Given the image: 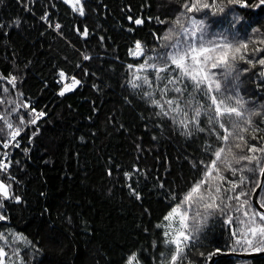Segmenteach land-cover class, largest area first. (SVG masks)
Masks as SVG:
<instances>
[{"label":"trees","instance_id":"16d2710c","mask_svg":"<svg viewBox=\"0 0 264 264\" xmlns=\"http://www.w3.org/2000/svg\"><path fill=\"white\" fill-rule=\"evenodd\" d=\"M80 2L83 15L64 0H0V155L8 153V168L0 171V180L11 185L10 198L0 197V215L7 217L0 224L31 242V249H21L24 264H125L133 253L139 264H161V253L170 257L173 246L163 243L166 228L158 225L166 224L164 216L201 178L215 150L239 143L237 134L244 135L249 146L264 145V140L251 139L257 128L255 135L264 137V66L238 61L227 80L222 79L228 94L244 102L245 119L252 112L262 113L251 117V126L240 121L247 132L226 123L234 134L224 142L217 138L224 130L215 125L213 131L204 116L198 126L193 122L187 127L173 122L172 117L180 119L182 113L157 116L160 109L150 101L160 99L159 94L145 97L129 84L133 70L128 65L144 63L129 55V49L140 41L147 55L155 56L162 51L159 37L169 29L192 31L193 19L204 21L208 40L227 35L229 42L259 41L264 39V6L248 0V8L214 15L212 8L186 12L185 0ZM177 17L181 25L174 24ZM137 19L142 23L136 24ZM256 47L264 49L249 44L250 50ZM261 55L250 52L249 58ZM61 72L67 82L72 77L80 81L64 95L59 94ZM13 76L14 84L9 83ZM144 90L153 91L146 86ZM33 108L45 113L36 124L28 123ZM187 111L190 120L194 112ZM7 122L21 133L4 148L12 131ZM233 152L252 154L234 147ZM223 155L231 160L227 151ZM223 174L229 180L240 175ZM244 175L248 181L228 195L244 192L241 200L249 199L256 208L252 194L261 173ZM258 200L264 201V187ZM226 203L231 206L227 215H241L234 210L238 202ZM196 211L200 216L189 220L188 229L193 239L178 264H207L216 250L236 247L243 252L234 244L235 225L225 223L226 214L198 206L189 214ZM197 227L200 230L194 231ZM213 264H264V254L222 256Z\"/></svg>","mask_w":264,"mask_h":264},{"label":"snow or ice","instance_id":"6c2138e0","mask_svg":"<svg viewBox=\"0 0 264 264\" xmlns=\"http://www.w3.org/2000/svg\"><path fill=\"white\" fill-rule=\"evenodd\" d=\"M65 3H72V0H65ZM80 0H75V4H79ZM264 6V0H259L256 7ZM184 7L186 12H200L204 9H214L213 14L233 12L236 7L241 9L250 7L248 0H185ZM74 11H79L81 15L84 14L83 8L73 7ZM183 15V14H182ZM239 21L240 17H235ZM164 23V21H159ZM136 24H141L142 21L137 19ZM194 29L189 31L182 28L181 32H174L169 29L162 37L163 41L162 51L156 52L155 56H148L142 43L135 42L134 49H129V55L133 57H140L144 60L142 64L128 65L129 69L133 70L132 79L129 84L133 89H141L145 97H153L154 93H158L160 99L152 98L151 104L160 109L156 113L157 116L168 117L170 113H182V118L177 119L172 117L174 123L187 127L189 123H195L197 126L200 123V117L207 118L208 123L213 126V131H216L215 125H219L220 129L224 130V135L217 133V138L221 141H228L229 136L234 133L229 132L225 126L226 123L231 122L232 127L239 128L240 132H247L248 128L240 127V121L251 126L253 121L252 116H260V112H252L247 119H245L244 102L228 94L226 85L222 83L223 80L232 74L238 61H245L246 63L255 67L256 64L264 66V49L256 47L249 49V44L259 43L264 45V39L259 41L248 40L229 42L227 35H221L216 40L206 39L207 33L203 20H192ZM174 24L181 25L179 17L174 21ZM59 27V25H57ZM258 29H253V32ZM199 33V35H197ZM86 34V32H85ZM155 51V50H153ZM254 57L255 53H262L260 57L254 59L249 58V53ZM84 59H88L87 56ZM223 69L222 72L215 70ZM248 71L247 68L244 69ZM143 73V74H141ZM264 75V73H262ZM61 81L65 79V74L60 73ZM16 77H11L9 83H15ZM159 81L160 84H156ZM80 83L75 77L71 78L70 84H65L60 91V95L71 91ZM162 85V86H161ZM179 85H183L182 87ZM145 86L153 91L144 90ZM191 87L192 91H189ZM170 93L178 95L169 97ZM167 106V109L166 107ZM24 108H29L30 105H22ZM187 109H191L194 115L190 120ZM15 111V109H13ZM35 113L28 123L36 124V122L45 115L44 112ZM233 117L236 119L233 120ZM0 119H3L0 117ZM21 123H24L23 117L20 118ZM7 128L12 131L9 133L10 139L3 143L4 148H8L13 141L20 135L21 129L14 128L13 124L7 122ZM199 131H204L199 128ZM256 131L260 129H253L251 135L252 140L261 139L255 135ZM4 129L0 128V134H3ZM236 139L239 143L232 147H218L213 153L215 159L205 165V171L199 180L195 181L193 185L184 193L180 202L172 207L171 211L164 216L163 222L158 227L166 228L163 235L166 239L163 243L166 246H173L168 250L171 256L168 257L165 253H161V264H178L182 259L185 247L193 236L189 234V220H196L200 216V212L196 211L195 215H190L189 211L194 210L197 206L203 208L206 212L219 211L226 214V210L231 206L226 201H236L238 206L235 207V212L241 215L233 216L227 215L226 224L235 225L231 232L234 244L240 248L244 253L248 252H264V201H256L259 208H254L249 199L241 200L245 196L244 192H238L236 195H228V193L236 192L237 189L248 181V177L244 175L247 173H255L259 171L264 173V145L257 146L252 144L249 146V141L245 139L244 135L237 134ZM18 146V145H17ZM233 147L239 150H245L251 155H239L233 152ZM227 153L231 156L229 160L223 154ZM7 156L8 153H4ZM241 161H245L242 167H234L233 165H240ZM204 163L203 161L201 162ZM221 165L223 167H221ZM195 166V165H194ZM8 164L0 161V171H6ZM231 172L233 176L239 173L238 180H229L223 173ZM128 175L127 173L125 174ZM227 183L230 187H225ZM257 187H264V185L257 182ZM10 184H6L0 180V197L7 200L10 198ZM255 191V189H253ZM176 199L175 195L172 197ZM19 201L20 197H14ZM7 217L0 215V221L6 220ZM197 227L194 231H199ZM13 242L22 241L30 244L23 234L13 233ZM0 241L8 243L7 237L0 232ZM174 248V250H173ZM232 251L237 248L233 247ZM13 255H19V249L14 248ZM8 259V253L0 246V264H5ZM126 264H139L136 253L128 257Z\"/></svg>","mask_w":264,"mask_h":264},{"label":"rangeland","instance_id":"374dc122","mask_svg":"<svg viewBox=\"0 0 264 264\" xmlns=\"http://www.w3.org/2000/svg\"><path fill=\"white\" fill-rule=\"evenodd\" d=\"M80 3L79 4H75V0H72V3H68V4H70L72 7L80 8ZM197 35H199V34H197ZM70 83L71 82H69V81L67 82V80H64L62 87H64L65 84H70ZM0 117H1V114H0ZM14 128H16V127H14ZM167 223L168 222H166V224ZM0 232L4 233L5 236L7 237V240H8L7 244H5L4 241H0V246H3L4 250L8 253V259L6 260L5 264H24V258H23L22 254H21V249L22 248L31 249V244H26V243H24L22 241L13 242L12 234L13 233H18V232H15L10 226H8L6 224H0ZM14 248H18L19 249V255H13V251L12 250ZM131 255L132 254H130L129 256H131ZM127 260H128V258H127ZM125 264H126V262H125Z\"/></svg>","mask_w":264,"mask_h":264},{"label":"water","instance_id":"95a60500","mask_svg":"<svg viewBox=\"0 0 264 264\" xmlns=\"http://www.w3.org/2000/svg\"><path fill=\"white\" fill-rule=\"evenodd\" d=\"M263 73H264V70H263ZM259 183L263 185V183H264V173H261ZM260 189H261V187H256L255 191L252 194V201H253L254 205L256 206V208H259V204H257L256 201H258V193H259ZM263 254H264V252H248V253H244V252H238V251L222 252V251L216 250L209 257L207 264H213V262L217 258L222 257V256H237V257H241V258H252V257L260 256V255H263Z\"/></svg>","mask_w":264,"mask_h":264},{"label":"built area","instance_id":"2783aa9c","mask_svg":"<svg viewBox=\"0 0 264 264\" xmlns=\"http://www.w3.org/2000/svg\"><path fill=\"white\" fill-rule=\"evenodd\" d=\"M5 152H3L1 155H0V161H3V162H5L6 161V158H7V156H4L3 154H4Z\"/></svg>","mask_w":264,"mask_h":264}]
</instances>
